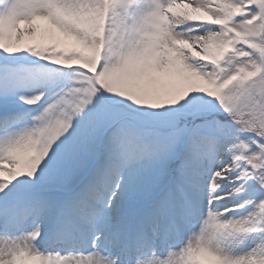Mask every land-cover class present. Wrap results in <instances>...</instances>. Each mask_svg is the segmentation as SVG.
Segmentation results:
<instances>
[{"label":"snow or ice","instance_id":"snow-or-ice-1","mask_svg":"<svg viewBox=\"0 0 264 264\" xmlns=\"http://www.w3.org/2000/svg\"><path fill=\"white\" fill-rule=\"evenodd\" d=\"M0 264H264V0H0Z\"/></svg>","mask_w":264,"mask_h":264}]
</instances>
